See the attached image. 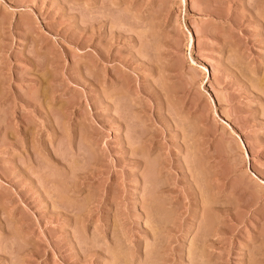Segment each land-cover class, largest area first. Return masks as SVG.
Segmentation results:
<instances>
[{"label":"rangeland","instance_id":"rangeland-1","mask_svg":"<svg viewBox=\"0 0 264 264\" xmlns=\"http://www.w3.org/2000/svg\"><path fill=\"white\" fill-rule=\"evenodd\" d=\"M0 264H264V0H0Z\"/></svg>","mask_w":264,"mask_h":264}]
</instances>
